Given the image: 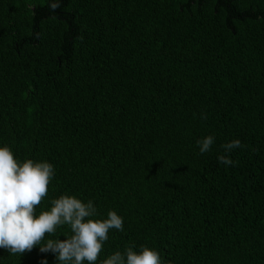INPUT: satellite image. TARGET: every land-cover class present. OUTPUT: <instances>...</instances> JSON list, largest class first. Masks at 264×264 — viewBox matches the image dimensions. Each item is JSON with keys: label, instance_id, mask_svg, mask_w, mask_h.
I'll return each instance as SVG.
<instances>
[{"label": "trees", "instance_id": "obj_1", "mask_svg": "<svg viewBox=\"0 0 264 264\" xmlns=\"http://www.w3.org/2000/svg\"><path fill=\"white\" fill-rule=\"evenodd\" d=\"M53 2L0 0V147L56 170L36 215L61 195L116 211L97 264L130 244L264 264V0ZM43 243L0 264H59Z\"/></svg>", "mask_w": 264, "mask_h": 264}, {"label": "clouds", "instance_id": "obj_2", "mask_svg": "<svg viewBox=\"0 0 264 264\" xmlns=\"http://www.w3.org/2000/svg\"><path fill=\"white\" fill-rule=\"evenodd\" d=\"M60 3L50 4L54 11ZM200 119L206 120L205 113ZM215 135L197 140L201 155L209 153L215 144ZM224 154L218 157L220 163L235 166L230 159L232 151L248 146L239 139L221 145ZM56 176L53 164L28 159L19 162L8 147H0V250L12 255L31 252L38 245L42 253H51L59 264H97L110 231H124V218L109 210L106 219H94L100 213L92 200L82 202L74 195H61L51 200L50 211L36 215L49 194V185ZM70 230L67 239L55 237L59 228ZM130 244L123 251H115L100 264H163L161 254L147 246L134 251ZM47 264V261L44 262Z\"/></svg>", "mask_w": 264, "mask_h": 264}]
</instances>
